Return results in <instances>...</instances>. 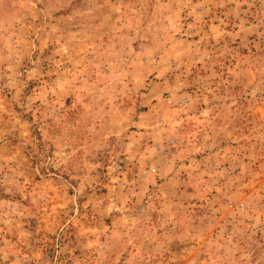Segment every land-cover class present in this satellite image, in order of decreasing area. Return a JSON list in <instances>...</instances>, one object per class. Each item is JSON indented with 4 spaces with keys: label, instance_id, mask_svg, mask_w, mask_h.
I'll list each match as a JSON object with an SVG mask.
<instances>
[{
    "label": "rangeland",
    "instance_id": "obj_1",
    "mask_svg": "<svg viewBox=\"0 0 264 264\" xmlns=\"http://www.w3.org/2000/svg\"><path fill=\"white\" fill-rule=\"evenodd\" d=\"M0 264H264V0H0Z\"/></svg>",
    "mask_w": 264,
    "mask_h": 264
}]
</instances>
